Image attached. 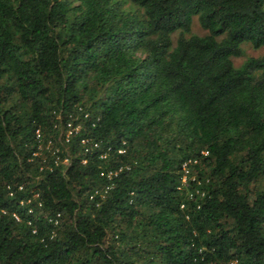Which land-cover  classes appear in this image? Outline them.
I'll return each instance as SVG.
<instances>
[{
  "label": "trees",
  "instance_id": "1",
  "mask_svg": "<svg viewBox=\"0 0 264 264\" xmlns=\"http://www.w3.org/2000/svg\"><path fill=\"white\" fill-rule=\"evenodd\" d=\"M129 2L0 0V264H264V0Z\"/></svg>",
  "mask_w": 264,
  "mask_h": 264
},
{
  "label": "rangeland",
  "instance_id": "2",
  "mask_svg": "<svg viewBox=\"0 0 264 264\" xmlns=\"http://www.w3.org/2000/svg\"><path fill=\"white\" fill-rule=\"evenodd\" d=\"M117 1L121 3L122 10L135 11L134 5H132L129 2V0H117ZM192 32L202 35L205 33V30H203L199 26L198 22L194 20L192 25ZM240 48L242 49L241 55L232 57V61L235 67L242 65L243 62L249 57L260 58L264 56V46L259 48H253L251 45L247 43H243L242 45H240Z\"/></svg>",
  "mask_w": 264,
  "mask_h": 264
},
{
  "label": "built area",
  "instance_id": "3",
  "mask_svg": "<svg viewBox=\"0 0 264 264\" xmlns=\"http://www.w3.org/2000/svg\"><path fill=\"white\" fill-rule=\"evenodd\" d=\"M67 131H66V133H65V136H66V138H68L69 137V135H70V133L73 131V130H77L78 129V127H72V123L71 122H68L67 123ZM38 132V131H37ZM82 142H85V140H83ZM100 145H101V142H98V141H95V142H93V147H100ZM110 148L108 147L107 148V151L106 152H104V153H101L100 154V158H106V156H107V153L110 151L109 150ZM85 150H87V149H85ZM118 152L119 153H122L123 152V149H121V150H118ZM190 161H185L183 164H182V169H183V172H184V174H183V177H182V181H185L186 180V176H187V173H188V163H189ZM123 168H128L127 166H119L118 168H115V169H110V170H106V172L104 173V172H102V174H106V177H107V180L108 181H110L111 180V178L114 176V175H116L119 171H121ZM90 198H92V196L90 197ZM15 218L16 219H18V217L17 216H15ZM55 223H57V220L55 221Z\"/></svg>",
  "mask_w": 264,
  "mask_h": 264
}]
</instances>
